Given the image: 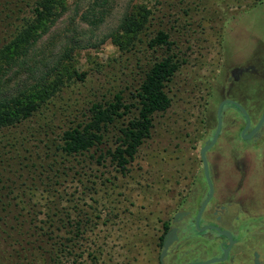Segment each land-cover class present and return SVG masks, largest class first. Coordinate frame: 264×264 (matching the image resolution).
I'll use <instances>...</instances> for the list:
<instances>
[{"label":"rangeland","instance_id":"obj_1","mask_svg":"<svg viewBox=\"0 0 264 264\" xmlns=\"http://www.w3.org/2000/svg\"><path fill=\"white\" fill-rule=\"evenodd\" d=\"M249 2L66 0L65 8L28 52L2 68L0 94L6 97L20 94L64 65L84 74L82 80L66 81L30 118L0 129V214L8 222L4 225L0 220V257L12 252L13 260L28 263L20 251L13 250L17 243L7 238L13 215L20 214L19 219L26 221L23 230L30 226L35 231L33 236L24 235L23 241L37 237L40 244L55 236L57 264H121L122 254L132 255L133 247L150 252L151 235L166 212V176L182 169L169 152V133L185 128L187 152L199 148L211 133L213 114L204 120V110L209 115L215 110L221 99L218 90L230 76L244 75ZM136 6L149 10L145 27L139 38L118 47V41L125 42L121 22ZM259 17L256 26L264 27ZM159 30L168 33L170 50L146 46ZM167 53L179 61L166 83L170 106L153 114L150 134L125 172L106 151L116 146L128 115L108 126L99 150L66 155L57 148L59 131L86 114L90 100L120 91L126 102H133L131 90L152 63ZM239 88L244 92L247 87L242 83ZM134 114L132 108L129 116ZM195 127L199 136L194 134ZM100 153L104 156L98 159ZM77 221L83 230L74 235L70 230ZM43 258L36 254L32 263H45Z\"/></svg>","mask_w":264,"mask_h":264},{"label":"flooded vegetation","instance_id":"obj_2","mask_svg":"<svg viewBox=\"0 0 264 264\" xmlns=\"http://www.w3.org/2000/svg\"><path fill=\"white\" fill-rule=\"evenodd\" d=\"M245 11L244 75L230 76L218 90L215 110H204V120L213 114L214 123L199 148L187 152L185 128L170 131L168 149L182 169L166 176V212L151 235L150 252L133 247L121 264H264V27L256 26L257 16L264 21V0H250ZM224 99L243 110L232 102L222 105L217 139L204 152L205 172L201 150L212 140ZM193 131L201 134L197 127Z\"/></svg>","mask_w":264,"mask_h":264},{"label":"trees","instance_id":"obj_3","mask_svg":"<svg viewBox=\"0 0 264 264\" xmlns=\"http://www.w3.org/2000/svg\"><path fill=\"white\" fill-rule=\"evenodd\" d=\"M65 5L66 0H0V76L5 68L13 65L18 58L28 52ZM148 14L149 10L146 6H136L125 15L120 25L125 42L118 41L116 44L118 47L128 44L131 39H136L138 34L142 33ZM171 45L172 41L168 33L163 30L157 31L146 42V46L150 49L165 47L166 50H170ZM178 67L179 61L176 55L167 53L152 63L138 85L131 90L133 102H126L120 91L108 98L90 100L87 113L78 119H73L69 126L59 131L57 148L66 155L83 154L92 149L99 150L103 145L104 132L108 126L116 119L128 115L125 124L119 128L116 146L113 150L106 151L120 170L125 172L138 147L150 134L153 114L163 112L170 106V97L165 89L166 83ZM58 70L47 74L18 95L6 97L0 94V129L18 125L30 118L65 86L66 81L73 78L82 80L84 74L68 65ZM132 108L135 109V114L129 116ZM103 156L104 153H100L98 159ZM21 215H13L14 221L10 226L12 232L7 237L13 239L14 244L17 243V247L13 250L16 253L20 251L24 259H29L26 264H33L36 254L44 256L45 263L42 264H57L55 236L40 241V244H37L39 240L36 236L33 241H23L24 235L33 236L35 231H31L30 226L23 230L26 221L19 219ZM4 216L0 214V220L4 225H8ZM74 224L71 225L70 231L74 235L81 234L83 230L81 224L78 221ZM3 232L8 233L6 230ZM63 240L67 241L69 238ZM42 243L45 245L43 246ZM48 244H52V247L47 248ZM0 264L22 263L13 260L10 252L0 257Z\"/></svg>","mask_w":264,"mask_h":264},{"label":"water","instance_id":"obj_4","mask_svg":"<svg viewBox=\"0 0 264 264\" xmlns=\"http://www.w3.org/2000/svg\"><path fill=\"white\" fill-rule=\"evenodd\" d=\"M226 102H232V103L236 104L237 106H239V107L243 110V108H242L237 102H234V101L229 100V99H224V100H222V101L218 104V107H217V128H216V131H215V133H214V135H213V137H212V140H211L208 144H205V146H204V147L202 148V150H201V157H202V159H203V164H204V170H205V172H207V164H206V159H205V157H204V152H205L208 148H210V147L214 144V142L216 141V139H217V136H218V133H219V130H220V127H221L220 111H221V107H222V105H223L224 103H226ZM263 117H264V115H263ZM263 117L261 118L259 124L261 123ZM173 232H174V231H173ZM174 237H175V234L172 233L170 236H168V237L164 240V251H165V249L170 245V243H171V241H172V239H173Z\"/></svg>","mask_w":264,"mask_h":264}]
</instances>
